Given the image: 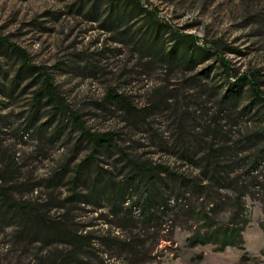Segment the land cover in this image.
Returning <instances> with one entry per match:
<instances>
[{"label":"rangeland","instance_id":"1","mask_svg":"<svg viewBox=\"0 0 264 264\" xmlns=\"http://www.w3.org/2000/svg\"><path fill=\"white\" fill-rule=\"evenodd\" d=\"M140 1L218 49L229 69L218 54L193 68L158 59L130 38V30L144 29L143 16L128 30V21L105 24L104 2L90 16L91 0H0V37L24 49L56 91L53 99L43 95L31 119L44 73L10 92L22 57L0 46V190L11 202L0 194V264H264V102L252 101L247 84L241 99H222L228 75L245 73L256 74L264 97V0ZM73 114L92 132L116 134L78 180L75 168L94 146ZM132 162L159 173L157 190H209L208 198L190 191L179 216L160 209L149 224L139 205L80 201L96 180L127 182ZM129 190L149 189L141 182ZM239 190L249 218L245 248L191 247L187 238L203 221L189 209L227 223ZM68 233L91 242L75 249Z\"/></svg>","mask_w":264,"mask_h":264},{"label":"trees","instance_id":"2","mask_svg":"<svg viewBox=\"0 0 264 264\" xmlns=\"http://www.w3.org/2000/svg\"><path fill=\"white\" fill-rule=\"evenodd\" d=\"M103 2L105 3L104 13L107 15L105 24L112 22L110 24L120 26V24H124L122 22L128 21L125 26L127 27L125 30H128L132 29L129 22L131 19L139 17L140 15L143 16L145 19L143 24L144 29L134 32L130 30V38L138 44L145 45L146 49L152 51L158 59L170 64H178L193 68L197 64L208 60L214 54H218L221 64L226 68L225 70H227V68L229 69V64L219 54L218 49H214L206 43L202 44L199 41V37L194 33L179 31L169 23L159 20L155 15L156 13L145 7L140 0H91L88 15L96 16L94 15L96 13L97 16L98 13L100 15L99 11ZM0 46L10 48L22 57V63L10 81V92L14 91L20 79L33 75L34 80H37L44 73L43 87L34 92V104L31 110V119H34L36 114L35 106L42 101L43 95L51 99L56 96L53 83L50 81V77L45 71L41 73L36 72V65L29 61L24 49L10 42L5 37H0ZM230 75L236 76V73L230 71ZM254 75L256 74L253 73L248 75L245 73L236 76L233 80H231V76L228 75V86L222 94L223 101L232 102L234 99H241L242 88L244 84H247L252 101L254 102L258 101V99H262L264 102V97L260 94L261 89L259 83ZM109 94L115 97L117 101L125 102L122 94ZM59 108L60 107L55 108V111L58 112ZM73 119L76 124H78L82 135L94 146L93 150L80 161L75 168L74 179L78 180L83 178L86 171L94 164L95 155L99 148L110 150L113 146L112 144L116 134L114 132L97 133L90 131L84 126L77 114H73ZM132 163L134 173L127 177V182L116 184L110 178L105 180L101 179L100 181L96 180L91 185L92 190H88L85 195H80L82 197L80 201L100 204L102 200H107L111 207L124 206L126 203L129 205L128 208L139 205L141 215H143L145 222L149 224V222L153 220H158V212H160V209H164L163 212H165L167 216L173 212L172 210H177L178 214L176 215L179 216V213H182L185 206L188 205V203H185V199L190 191H198L195 194L200 195L202 193L203 196L209 191L170 190V192H166V190H157L156 185L159 181V173L150 166H147V164ZM214 171L215 174L213 175V179L217 180L220 178L221 171L217 168H215ZM141 182L146 185L149 190H141L140 194H134L136 190H133L130 195L131 190H129V187H139ZM98 186H101L103 190H96ZM243 191L244 190H239V192H237L235 197L237 208L234 210L231 220L227 223L217 221L214 216L210 215L209 210L205 208L189 209L194 220L203 221V224L200 227L194 228L191 235L187 238L191 247L215 244L219 250H224L229 246L237 247L242 250L245 248L243 233L249 224V218ZM73 193L74 195L79 194L77 190H73ZM0 194L3 203L10 205L11 202L7 192H5V190H0ZM67 236L69 237V243H71L75 249H82L91 242L89 235L80 236L75 233H68ZM65 264H70V261H66Z\"/></svg>","mask_w":264,"mask_h":264}]
</instances>
